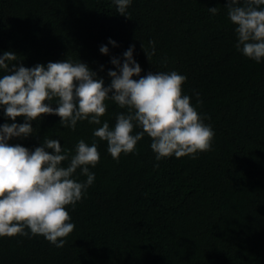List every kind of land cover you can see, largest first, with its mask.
I'll return each instance as SVG.
<instances>
[{
  "label": "trees",
  "instance_id": "trees-1",
  "mask_svg": "<svg viewBox=\"0 0 264 264\" xmlns=\"http://www.w3.org/2000/svg\"><path fill=\"white\" fill-rule=\"evenodd\" d=\"M234 27L226 0H132L125 16L114 0H0V56L12 51L28 68L81 60L108 86L111 59L123 61L135 45L142 75L187 77L183 94L215 133L210 150L155 168L147 135L114 159L93 136L97 125L78 121L72 130L55 115L34 121L33 136L10 143L34 150L47 136L74 154L80 139L95 141L100 160L89 166L94 183L66 208L75 228L64 247L30 232L0 237V264H264V61L237 50ZM150 41L149 62L142 45L151 52ZM106 107L101 121L111 128L127 109L111 100ZM12 122L0 108V125ZM74 178L86 180L79 170Z\"/></svg>",
  "mask_w": 264,
  "mask_h": 264
},
{
  "label": "clouds",
  "instance_id": "clouds-1",
  "mask_svg": "<svg viewBox=\"0 0 264 264\" xmlns=\"http://www.w3.org/2000/svg\"><path fill=\"white\" fill-rule=\"evenodd\" d=\"M114 2L118 13L125 16L132 0ZM262 6L264 0H226L228 19L235 26V47L257 63L264 61ZM208 11L216 15L219 9ZM108 43L118 46L113 40ZM149 43L151 52L142 47L150 62L155 42ZM134 51L132 45L123 53V61L111 59L116 70H108V86L81 60L66 59L28 68L12 51L0 56V108L13 121L0 125V237L28 236L30 232L57 248L64 247V238L75 228L66 208L74 207L95 181V174L89 170L100 160L95 141L89 145L80 139L74 154L63 149L59 139L47 136L34 150L10 143L13 138L33 136V122L43 116H58L60 125L72 130L78 121L97 125L93 136L107 142V151L114 159L134 152L147 135L155 153V168L159 161L173 155L178 159L194 157L210 150L215 133L204 123L191 97L183 94L187 77L176 71L142 75ZM100 52L108 55V46L102 45ZM195 95L201 105L199 93ZM107 100L127 109L117 114L111 128L101 121ZM20 117L25 122L15 123ZM135 128L141 131L134 133ZM78 170L85 181L74 178Z\"/></svg>",
  "mask_w": 264,
  "mask_h": 264
}]
</instances>
